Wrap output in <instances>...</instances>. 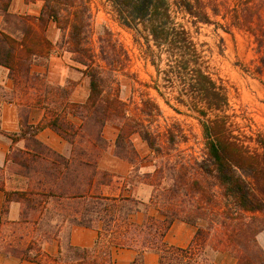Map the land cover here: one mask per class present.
Here are the masks:
<instances>
[{
	"label": "trees",
	"instance_id": "1",
	"mask_svg": "<svg viewBox=\"0 0 264 264\" xmlns=\"http://www.w3.org/2000/svg\"><path fill=\"white\" fill-rule=\"evenodd\" d=\"M18 1L24 7L19 11ZM108 1L154 66L146 85L200 121L201 156L182 148L189 137L180 123L161 125L163 109L147 91L139 102L121 97L119 77L127 75L131 57L105 26L94 39L89 0H0V65L10 81L0 84V136L12 143L4 164L8 176L0 179V254L36 264H116L113 250L128 247L138 252L132 264H143L149 251L159 253V264H219L223 252L236 264H264L258 241L264 230V134L235 130L227 87L179 20L247 30L263 52L264 0H239L234 7L219 0ZM35 4L40 9L32 13ZM51 26L61 32L58 43L48 35ZM57 47L72 54L88 79L84 98L75 96V82L50 80ZM260 60L264 66V53ZM7 101L20 107L17 132L2 128ZM37 115L40 120L31 122ZM46 127L63 138L67 153L38 137ZM7 180L15 186L7 188ZM13 201L21 204L19 221L7 217ZM175 221L196 227L189 246L167 242ZM77 226L97 229L93 246L71 243Z\"/></svg>",
	"mask_w": 264,
	"mask_h": 264
},
{
	"label": "rangeland",
	"instance_id": "2",
	"mask_svg": "<svg viewBox=\"0 0 264 264\" xmlns=\"http://www.w3.org/2000/svg\"><path fill=\"white\" fill-rule=\"evenodd\" d=\"M219 1L234 7L239 0ZM89 2L93 24L97 30L94 39L97 40L99 30L105 26L129 51L131 61L127 68V75L119 77L121 97L127 101L133 99L139 102L141 91H147L149 96L157 99L163 109L161 125L180 123L189 137L188 142L182 144V148L186 149L187 153L194 152L195 155L201 156L204 139L200 121L191 111L185 107L177 106L172 100V105H176L180 109V112H177L166 104L153 88L146 85L151 83L152 76L155 74L154 66L142 56L134 44L133 32L119 22L109 1L89 0ZM23 8L21 1L16 2L15 10L19 11ZM39 9L40 4L30 6L32 13H37ZM213 18L220 23H226L221 16ZM179 20L191 28L196 40L204 50L210 70L227 87L231 105L229 113L235 130L243 135L254 137L264 134V66L260 60L264 50L263 52L258 50L254 36L247 30L235 27H232L231 32H225L221 28H217L215 24L199 23L198 27H195L181 18ZM48 35L54 43H58L61 39V32L55 26H51ZM49 66L51 81L63 85L67 84L68 80L73 81L76 83L75 96L77 98L86 96L89 88L88 79L77 70L76 67L80 66L72 59L71 53L57 47L50 57ZM36 70L45 71V67L38 65ZM134 105V103L131 104V106ZM112 130V128H108V136L112 135ZM137 144L140 149H144L145 145L139 139ZM4 164L0 165V168H4V172L0 171V179L8 176L7 167ZM15 184L13 181H6L7 188H12ZM258 241L263 247V241L259 239Z\"/></svg>",
	"mask_w": 264,
	"mask_h": 264
},
{
	"label": "crops",
	"instance_id": "3",
	"mask_svg": "<svg viewBox=\"0 0 264 264\" xmlns=\"http://www.w3.org/2000/svg\"><path fill=\"white\" fill-rule=\"evenodd\" d=\"M0 84L9 85V70L0 65ZM20 107L15 102L7 101L2 106V128L7 132H17L21 128V119L19 116ZM41 116V115H40ZM39 115L31 118V122L40 120ZM38 137L61 153H67L68 145L63 138L52 128L46 127L41 130ZM11 140L6 137L0 136V165L4 164L7 153L11 147ZM5 203V194L0 190V225L2 218V209ZM7 217L11 221H19L21 218V204L13 201L9 204V211ZM196 232V227L184 222L175 221L166 235V240L169 244L187 247L193 240ZM99 237L96 228L77 226L70 234V241L74 246L78 247H91L94 245ZM258 239L263 241L264 248V230L258 235ZM138 252L133 248H115L113 250V257L116 264H132L136 259ZM160 255L156 251H149L143 255V264H159ZM0 262L2 264H36L35 262L27 260H18L13 257H6L0 254ZM219 264H236V260L228 253L223 252L217 256Z\"/></svg>",
	"mask_w": 264,
	"mask_h": 264
}]
</instances>
